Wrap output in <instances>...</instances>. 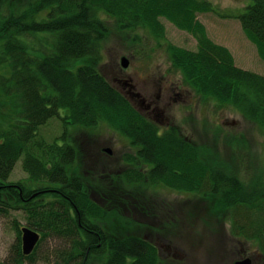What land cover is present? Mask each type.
Masks as SVG:
<instances>
[{"label": "trees", "instance_id": "1", "mask_svg": "<svg viewBox=\"0 0 264 264\" xmlns=\"http://www.w3.org/2000/svg\"><path fill=\"white\" fill-rule=\"evenodd\" d=\"M251 1L232 18L264 60V0ZM215 8L202 0H0V212L23 211L27 227L40 234L30 255L23 254L19 241L13 261L0 264L35 263L50 237L61 241L48 253L54 264H163L158 246L148 238L132 232L111 236L101 225L115 217L126 229L138 224L123 211H104L90 196L88 189L115 198L102 173L91 170L89 182L79 173L88 153L93 158L95 152H89L85 138L95 147L92 136L105 127L128 139L140 160L151 164L142 171L128 154L121 174L111 173L112 190L115 183L122 185L121 209H146L150 205L133 202L138 197L151 201V192L166 188L188 203L205 201L204 224L229 223L235 238L255 241L264 256L263 161L257 167L243 153L220 159L219 146L187 141L176 129L159 135L100 68L110 34L104 15L118 21L116 27L133 45L141 43L140 30L164 38L160 17H166L197 40L196 50L168 48L172 68L187 86L216 101L217 108L236 107L264 133V75L236 66L230 50L211 40L196 20L198 12ZM53 118L63 122L62 142L39 137L38 130ZM235 138L219 132L213 141L223 139L232 147L245 143ZM21 157L29 175L25 187L8 180ZM243 168L251 170L248 178L240 173ZM143 181L153 186L151 191L137 188Z\"/></svg>", "mask_w": 264, "mask_h": 264}, {"label": "rangeland", "instance_id": "2", "mask_svg": "<svg viewBox=\"0 0 264 264\" xmlns=\"http://www.w3.org/2000/svg\"><path fill=\"white\" fill-rule=\"evenodd\" d=\"M202 1H209L216 7V11L198 12L196 17V20L204 25L209 38L230 50L236 66L264 75V60L259 56L256 45L247 38L240 21L237 18H232L234 15L244 12L245 7L252 1ZM218 13H227L230 16L222 17ZM104 16L110 34L104 42V55L100 66L102 72L112 79H114L115 74H118V77H122V75L126 78L132 77L134 84L138 86L140 91L146 90L141 80L153 79L158 83L163 76L165 77L164 86L167 85L166 79L172 82L170 86L177 83L180 89H176L175 92L187 90L188 93L183 96L185 101L179 102L178 106H174L168 113L173 118L175 126L182 129L183 135L193 139V141H196V135H199L202 144L211 143L219 146L220 159L237 158L239 154L243 153L244 159L251 161L257 167H260V162L263 161L261 173L264 175V133L259 131V127L247 120L236 107L220 108L218 106L217 108L216 101L203 99L194 89L187 86L182 80L181 74L172 68L169 46L196 50L197 40L194 35L186 30H180L166 17H160L161 23L165 27V37L151 38L143 30H140L138 32H140L141 43L133 45L129 41L130 37L127 38L123 35L126 32L119 31L116 27L118 21L114 17H108L109 15ZM123 57L129 61L127 68L122 66ZM179 110H181L182 115H179ZM219 132L226 133L230 137H237L235 139L243 140L245 143L241 141L232 147L223 139H219V143L213 141V137ZM62 133L63 122L58 118L49 120L38 130L39 137L50 143L57 139L61 141L59 136ZM92 140L91 145H95V147L90 148L91 141L85 138L89 152L90 149L95 150L92 153L93 158L88 153L85 163L82 167L79 166L81 167L79 173L84 175V178L86 175L88 182L92 180L90 179L91 170L93 172L96 170L97 173L113 174L116 169H119L121 163L124 166L126 155L135 153L128 139H123L119 133L113 132L107 127L103 131L96 132L92 136ZM196 142L200 143L199 141ZM107 149L111 152H107ZM251 153L252 158L249 155ZM121 156H123V160ZM99 163L102 165L100 166ZM22 164L23 157L15 164L8 180L25 187L29 182V175L23 169ZM240 173H246L248 178L252 172L243 168ZM104 183V185H109L107 187L111 189H108L110 190L108 192L115 198L106 195L105 198L100 191L88 189L96 204L106 212L122 213L123 211L125 216L133 217L138 224L135 227L129 225L131 229H126L120 225L121 222L115 217L112 222L101 224L102 227L115 237H123L132 232L137 236L148 238L158 246L160 256L164 260L163 264H235L239 252L244 250L248 251L254 260L256 259L254 264H264V256L257 247V243L252 240L247 242L241 239L239 241L235 238L236 236L232 235L229 223H219L213 219L204 224L205 220H202L201 213L205 211L207 206L205 201L199 200L194 205L195 200L188 203L180 194L158 187L156 192L149 194L151 201H143L142 198L138 197L133 202L134 205H142L143 203L150 205V207L144 208V211L140 210V207L121 209L120 206L123 203L120 197L122 185L115 183L117 189L112 190L114 185L110 186V179H106ZM142 184L144 187L138 185L137 188H149V182L143 181ZM260 185H264V178L260 180ZM94 187L88 185L90 189H94ZM25 192H27L26 189ZM108 221L109 218H107ZM171 223L175 225L171 226ZM27 226L26 215L23 211L10 210L6 215L0 212L1 263L13 261L16 245L19 244V241L22 247V228ZM34 231L39 234L37 230ZM59 245H61V241L53 240L50 237L38 250V261L35 259V263H33L24 260L21 264H54V261L49 262L48 253L54 247L58 248ZM165 247H170L171 252L167 251ZM91 264L98 263L93 261Z\"/></svg>", "mask_w": 264, "mask_h": 264}, {"label": "flooded vegetation", "instance_id": "3", "mask_svg": "<svg viewBox=\"0 0 264 264\" xmlns=\"http://www.w3.org/2000/svg\"><path fill=\"white\" fill-rule=\"evenodd\" d=\"M103 74L105 73L103 72ZM117 75L118 74L114 75V79L110 78V76L107 75L106 77L110 79L114 85L117 84L119 85V86L117 85L116 87L120 91H122V93L131 100L135 108L141 114H143L150 121L151 124L154 125V128L157 130V133L159 135L170 132L172 129H176L177 131L180 132L181 137L185 138V140L193 141V139H189L188 137L183 135L182 129L175 126V122L173 118L168 113L171 109H173L174 106L177 107L179 102L185 101L183 96L185 95V93H188L187 90H181L180 92H175V90L180 89V87L177 85V83H173L174 85L170 86L172 82L167 81V79H166L167 85L164 86L165 77L162 76V78L158 83H156L153 79H146L144 81L140 79L141 82L143 83L144 88L147 90V91L146 90L140 91L138 90V86L134 84L132 77L128 76L126 78L124 75H122V77H118ZM152 89L154 90L153 92L151 91ZM179 112H180L179 115H182L181 110H179ZM195 140L202 143L201 137L199 135H196ZM132 155L135 156L137 159L136 162L137 167L143 168L141 169L142 171H147L148 169H150L151 164H146L140 160L138 149L135 150V153H132ZM121 159L123 160V156H121ZM99 165L101 166L102 163H99ZM122 167L123 166L121 163L119 169H116V172L119 173V175L122 172ZM110 175L111 174L102 173L103 179L105 181L106 179L112 180L110 178ZM15 186L19 187L18 185ZM148 187L149 188H147V190L149 191H151L153 188V186L150 184H148ZM36 195L37 193L34 194V196ZM228 243L230 244L229 241ZM165 249L171 252L170 247H165ZM244 251L239 252V255L236 257L235 264L236 262L241 261L247 257H250L253 260V264H254L255 263L254 261L256 259L254 260L248 251L245 252Z\"/></svg>", "mask_w": 264, "mask_h": 264}, {"label": "water", "instance_id": "4", "mask_svg": "<svg viewBox=\"0 0 264 264\" xmlns=\"http://www.w3.org/2000/svg\"><path fill=\"white\" fill-rule=\"evenodd\" d=\"M128 65L129 61L126 57H123L122 66L124 68H127ZM107 152L110 153L111 151L107 149ZM39 241L40 235L36 231L28 227L22 228V252L25 256H28L33 252ZM236 264H253V260L250 257H247L241 261L236 262Z\"/></svg>", "mask_w": 264, "mask_h": 264}]
</instances>
